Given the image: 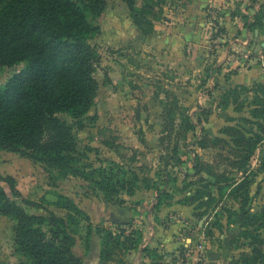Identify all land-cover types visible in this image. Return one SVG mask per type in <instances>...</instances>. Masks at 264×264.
<instances>
[{
	"label": "rangeland",
	"instance_id": "1",
	"mask_svg": "<svg viewBox=\"0 0 264 264\" xmlns=\"http://www.w3.org/2000/svg\"><path fill=\"white\" fill-rule=\"evenodd\" d=\"M208 1L203 8L204 21L199 17L195 22L193 17L192 20L183 19V15L189 14L187 8L185 10L187 0H136V12L144 18L145 29L136 23L133 10L125 0H106L102 14L97 18L90 17L94 26H100V31L90 39L100 62L94 73L98 91L85 119L86 126L74 130L80 166L87 172L104 169L118 175L122 174L120 168L137 171L141 181L134 195L120 190L117 199L123 202L113 204L89 180L65 176L43 163L17 153L0 151V171L15 177L22 198L35 203L26 204L22 198L17 199L28 213L47 217L54 213L64 219L72 218L70 228L77 232L73 251L82 264H100L105 236L111 233L114 237L120 235L124 242L122 247L114 245L115 250H111V264H199L200 245L204 246L206 264L216 261L237 264L241 253L251 250L250 240L242 237L243 222L249 214L264 211V173L260 171L264 162V132H260L256 124L242 123L247 130L253 128L263 138L250 162L249 175L254 180L251 201L242 210L239 201L227 194L223 198L218 195L215 183L221 179L205 172L198 176L194 174L195 155L204 162L217 165L218 171L226 169L228 173H236L220 161L217 153L222 152L203 149L197 144L201 137L200 127L186 134L185 129L179 128L187 121L199 123L200 120L210 136L226 137L221 133L224 127L237 124L241 118L256 120L251 115L253 93L241 94L240 102L244 108L240 112L233 104L228 108L221 107L222 96L228 89L219 87L223 73L217 71L225 63L232 62L229 58L247 68L250 57L257 54L255 44L264 42L252 30L250 37L234 36L236 45H232L222 29L223 17L226 11L233 12L234 17L240 16L242 10L239 11V7H243V1ZM190 20L193 29L202 22L204 24L201 49L188 40H175L170 29L172 22L178 27ZM247 38L250 39L246 46H242ZM25 66L26 62L0 67V85ZM232 72H226L224 77L228 78ZM253 86L249 84L248 88ZM262 96L264 98V94ZM167 105L171 108L179 106L178 114L173 117L177 128L172 132L167 130L169 123L164 118ZM259 122L264 125L263 119ZM174 155L178 161L168 158ZM146 175L167 188L176 203L189 206L192 214L182 213L179 209L161 214L162 206L155 208L152 205L156 191L143 184L142 178ZM237 176L240 178L241 175ZM95 178H98L97 173ZM206 184H211L208 190L215 197V201L207 204V210L200 207L201 201L196 200L195 206L192 200L195 190ZM59 194L72 199L81 213L57 206ZM152 221L157 230L154 233ZM89 225L92 228L87 240ZM258 225H252L251 230L257 233ZM259 233L263 234L262 228ZM156 235L158 239L151 244L150 239H156ZM140 239L137 247L130 250L135 243L133 240ZM211 251L214 256L210 262L208 253ZM26 260L14 244V220L0 215V264H21Z\"/></svg>",
	"mask_w": 264,
	"mask_h": 264
},
{
	"label": "trees",
	"instance_id": "2",
	"mask_svg": "<svg viewBox=\"0 0 264 264\" xmlns=\"http://www.w3.org/2000/svg\"><path fill=\"white\" fill-rule=\"evenodd\" d=\"M125 1L133 10L136 23L145 29L144 18L136 12V0ZM248 1L251 6L258 5V9L252 19L243 16L245 27L264 30V4H259L258 0ZM105 7L106 0H0V67L26 62L22 70L0 85V151L17 153L54 168L65 176L89 180L104 192L107 200L120 204L123 202L117 199L120 190L125 189L128 195H134L140 188L139 173L122 168L121 175L104 169L87 172L80 166L74 131L75 127L82 129L86 126L85 119L97 95L98 82L94 73L100 57L90 39L100 31V26H94L90 17H99ZM253 85L252 88L238 85L223 94L221 107L228 108L233 104L240 112L244 108L240 102L241 94L253 93L251 115L256 119L241 118L237 124L224 127L221 133L226 137L210 136L200 120L199 123L187 121L179 125V128L185 129V134L200 127L201 137L197 144L203 149L222 152L217 153L218 158L236 173H228L226 169L218 171L220 168L217 165L204 162L195 155L194 174L198 176L205 172L221 179L215 183L218 195L223 198L227 194V197L239 201L242 210L251 201L254 180L249 175L250 162L263 141L260 133L253 128L247 130L242 123L256 124L259 131L264 132V125L259 122L264 120V84ZM178 108L167 105L165 109L164 118L169 123L167 130L171 132L177 128L173 117L179 112ZM168 158L179 159L177 155ZM260 171L264 173V162ZM95 172L98 178H95ZM237 174L241 175L240 178ZM148 177L146 175L142 181L145 188L156 191L155 208L173 199L174 195L167 188L150 179L153 177ZM209 187H212L211 184L197 188L192 198L193 203L201 201L199 205L205 210L211 200L215 201ZM22 197L15 177L0 171V215L14 220L16 250L27 259L21 264H82L81 258L73 251L76 242L74 234L77 232L70 228L72 218L64 219L54 213L49 217L30 214L17 201ZM22 201L35 204L26 198ZM56 205L75 214L81 213L75 202L62 194L58 195ZM257 223L255 233L250 227ZM45 226L48 228L45 229ZM243 227L242 237L250 240L251 250L241 253L237 264H264V211L249 214ZM91 228L89 225L87 240ZM261 228L263 234L259 233ZM141 239L133 240L135 243L129 249L136 248ZM128 240L132 238L129 236ZM123 244L120 235L114 237L112 233L110 236L107 234L99 256L100 264H111V250H115L114 245L122 247Z\"/></svg>",
	"mask_w": 264,
	"mask_h": 264
},
{
	"label": "crops",
	"instance_id": "3",
	"mask_svg": "<svg viewBox=\"0 0 264 264\" xmlns=\"http://www.w3.org/2000/svg\"><path fill=\"white\" fill-rule=\"evenodd\" d=\"M241 1H243V7L241 5L239 7L240 9L239 11L242 10L244 14L240 12L241 14L240 16L234 17L233 12L228 13L226 11L225 16L223 17L224 26L222 29L224 32L227 33V36L230 39L229 42H231L232 45H236L235 41L237 40V38L233 40V37L237 36L238 34H240V37H244V36L250 37V33H251L250 31L252 30L245 27V21H244L243 15H247L249 16V19H252L253 15L256 13L258 9V5L251 6L248 0H241ZM258 2L259 4H264V0H258ZM207 3H209L208 0H187V7H185V10L187 8V13L189 14L183 15V19L186 20L187 18H190L192 20V17H193L195 19L192 21L195 22L197 18L199 17L200 20L204 21L205 19L203 18H205V12L203 8L207 5ZM191 20L187 24L184 23V26L178 25V27L176 26L175 22H172L170 29L174 33L173 35H174L175 40L177 41H182V39L188 40L190 41V43H193L195 47H200L201 49V46H203L204 44L203 42L204 41L203 40L204 39V34H203L204 24H202L203 22L199 25L197 24L198 27L193 29V24ZM253 31L255 32L256 35H258V38H260L261 41L264 42V32L261 33V31L259 30H253ZM249 39L250 38H247L246 40H244L245 42L242 43V46H246V43L249 41ZM254 47H255L254 51L257 54H254L255 55L254 57H250L251 59H250V62L248 63L247 68H244L243 66L242 67L238 66L240 64L237 61H233L231 60V58H229L228 61H232V62H227L224 64L223 67H220L221 69H218L217 73L218 72L223 73V76L219 79L220 88H223L224 90H226V89L236 87L238 85H245L248 87L249 84L250 85H253L255 83L264 84V50H263L264 43H262V45H260L259 43L255 44ZM219 66L220 64L216 65L215 67L218 68ZM230 71H233L232 74H228V78H225L224 76H226V72H230ZM213 73H214V70L213 68H211V74L214 75L215 73L214 74ZM156 201H157L156 198H154L152 201V205H155ZM176 202H177L176 200L171 199L168 201V203L163 204L164 206L162 205L161 207V214H166L168 211H173L174 209H179V211H181L182 213H187V214L190 213V215L192 214L191 213L192 210L189 206L181 205ZM196 202L197 201H195L193 205L196 206L197 205ZM154 226H155V222L152 221L151 227H153V233L156 230ZM157 239H158L157 235H156V239L155 237L152 240L150 239L151 244H154ZM213 256H214L213 251L208 253V259L210 260V262ZM210 264H223V263L220 261H216Z\"/></svg>",
	"mask_w": 264,
	"mask_h": 264
},
{
	"label": "built area",
	"instance_id": "4",
	"mask_svg": "<svg viewBox=\"0 0 264 264\" xmlns=\"http://www.w3.org/2000/svg\"><path fill=\"white\" fill-rule=\"evenodd\" d=\"M197 262L199 264H206V257L204 254V246L203 245L199 246L198 255H197Z\"/></svg>",
	"mask_w": 264,
	"mask_h": 264
}]
</instances>
